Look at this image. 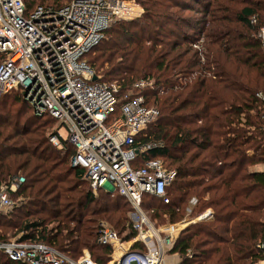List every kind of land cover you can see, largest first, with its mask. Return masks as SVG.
Instances as JSON below:
<instances>
[{"label":"trees","instance_id":"1","mask_svg":"<svg viewBox=\"0 0 264 264\" xmlns=\"http://www.w3.org/2000/svg\"><path fill=\"white\" fill-rule=\"evenodd\" d=\"M136 1L143 14L113 22L84 59L98 81L121 85V100L138 93L137 81L153 82L141 93L159 116L136 137L140 149L152 144L137 165L159 159L176 176L168 203L146 195L143 208L161 224L211 210L179 232L170 250L177 264H264V170L255 168L264 165V131L249 153L264 116V0ZM24 3L31 11L54 0ZM54 121L20 93L0 96V187L25 178L10 193L17 204L0 213V242L45 243L74 259L88 250L105 264L112 249L98 242L100 223L131 239L130 205L90 187ZM0 264L26 263L0 251Z\"/></svg>","mask_w":264,"mask_h":264},{"label":"built area","instance_id":"2","mask_svg":"<svg viewBox=\"0 0 264 264\" xmlns=\"http://www.w3.org/2000/svg\"><path fill=\"white\" fill-rule=\"evenodd\" d=\"M143 12L136 0H54L31 11L24 0H0V53L5 54L0 62V96L20 93L34 114L49 115L66 127V139L76 149L71 165L85 168L94 191L115 192L130 205L131 239L100 223L98 242L112 249L105 264H165V254L179 232L211 215L207 210L197 218L164 225L151 220L143 208L145 196L168 203V187L176 176L159 159L137 165L140 150L152 144L140 149L136 137L159 116L141 93L153 82L137 81L138 93L127 92L121 100V85L98 81L84 59L113 22L134 19ZM258 35L264 46V27ZM51 141L58 144L59 138L53 136ZM24 181L23 176H14L0 187V213L14 207L10 193ZM0 251L26 264H102L88 250L74 259L48 244L15 238L0 242Z\"/></svg>","mask_w":264,"mask_h":264},{"label":"rangeland","instance_id":"3","mask_svg":"<svg viewBox=\"0 0 264 264\" xmlns=\"http://www.w3.org/2000/svg\"><path fill=\"white\" fill-rule=\"evenodd\" d=\"M264 123V117H262L261 119H260V121L258 122V127L255 129V132H254V139L251 141V143H250V145H249V147H251L250 149H249V151H251L252 149H253V147H254V145L256 144V142L258 141V139L260 138V131H264V127H262V124ZM59 122H55L54 121V123H53V126H54V128H57L58 126H59ZM59 134L63 137V138H66L67 136H68V131H67V129H66V127H61V129H60V131H59ZM255 168H259V169H263L264 168V165L262 164V165H258V166H256ZM86 186V185H85ZM86 188V187H85ZM107 188H110V186L109 185H107ZM105 190V189H104ZM11 199L14 201V204H17V202H18V198H16L15 196H11ZM129 216H130V218H131V211L129 212ZM187 218H188V216H186ZM198 217V216H197ZM196 217V218H197ZM185 218V217H184ZM188 219H192V218H188ZM152 220H154L155 222H157V223H160L159 222V219H157V220H155V219H152ZM181 221V220H180ZM180 221H176V222H180ZM105 224H107V225H109V226H111V224H109V223H107V222H104ZM165 223H168V221L167 222H165ZM164 223V224H165ZM164 224H161L160 223V225H164ZM188 226V225H187ZM112 227V226H111ZM13 238V237H12ZM89 252V251H88ZM90 253V252H89ZM91 255V254H90ZM177 258H176V256L174 255V254H171L170 252H167L166 254H165V257H164V262H165V264H171L173 261H175Z\"/></svg>","mask_w":264,"mask_h":264},{"label":"crops","instance_id":"4","mask_svg":"<svg viewBox=\"0 0 264 264\" xmlns=\"http://www.w3.org/2000/svg\"><path fill=\"white\" fill-rule=\"evenodd\" d=\"M257 169H259V168H257ZM262 170H264V168ZM174 255L176 256L177 259L175 261H173L171 264H177L179 262V256L177 254H174Z\"/></svg>","mask_w":264,"mask_h":264},{"label":"water","instance_id":"5","mask_svg":"<svg viewBox=\"0 0 264 264\" xmlns=\"http://www.w3.org/2000/svg\"><path fill=\"white\" fill-rule=\"evenodd\" d=\"M253 151L251 150V151H249V153H252ZM72 167H77V165L76 164H72Z\"/></svg>","mask_w":264,"mask_h":264}]
</instances>
